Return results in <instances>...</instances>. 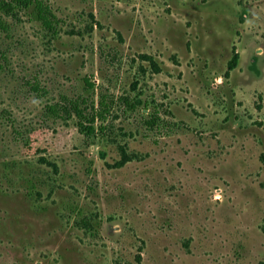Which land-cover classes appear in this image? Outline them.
Instances as JSON below:
<instances>
[{"label":"rangeland","instance_id":"rangeland-1","mask_svg":"<svg viewBox=\"0 0 264 264\" xmlns=\"http://www.w3.org/2000/svg\"><path fill=\"white\" fill-rule=\"evenodd\" d=\"M43 1L0 30V264H264V0ZM101 92L141 104L45 114Z\"/></svg>","mask_w":264,"mask_h":264},{"label":"trees","instance_id":"trees-1","mask_svg":"<svg viewBox=\"0 0 264 264\" xmlns=\"http://www.w3.org/2000/svg\"><path fill=\"white\" fill-rule=\"evenodd\" d=\"M19 9L28 10L31 18L53 32V35L59 34L60 20L51 6L43 0H0V30L7 33L11 32V25L5 17L16 18ZM237 60L238 55H235L231 67L236 65ZM87 85L90 88L94 87V84L89 81H87ZM32 87L36 92L45 93V90L36 83H33ZM120 102L125 106V110L129 112L136 111L141 104V100L126 96L116 98L110 93L101 92L97 105L84 96L71 98L64 95L61 100L48 103L44 111L48 116L63 120L76 117L79 132L87 138H92L106 132L107 125L104 122L108 120ZM147 123L149 126H153L154 120H148ZM262 158L264 162V154ZM130 160L131 156L128 155L125 149H122V157L114 165L116 168H121Z\"/></svg>","mask_w":264,"mask_h":264}]
</instances>
